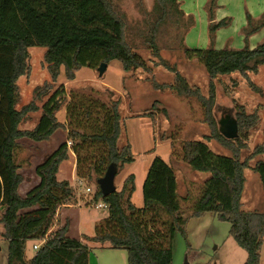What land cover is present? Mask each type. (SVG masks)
<instances>
[{
    "label": "trees",
    "instance_id": "16d2710c",
    "mask_svg": "<svg viewBox=\"0 0 264 264\" xmlns=\"http://www.w3.org/2000/svg\"><path fill=\"white\" fill-rule=\"evenodd\" d=\"M214 2L210 0L208 5L210 21ZM153 11L156 23L181 14L178 0H153ZM225 20L210 23V35L226 25ZM255 29L252 27L248 33ZM32 47L45 48L44 61L52 83L35 88V98L42 99L41 104L30 102L19 108L18 81L29 72ZM183 53L205 67L208 95L192 88L175 67L164 62L174 74L173 83L154 87L169 89L179 97L195 98L210 129L203 141L214 139L230 153L216 154L204 142L182 144V160L193 171L208 176L193 198L192 215L211 212L220 222L228 223L230 237L247 253L244 264H260L264 214L245 212L241 203L245 170L257 173L264 186V162L256 160L264 156V139L247 152L248 138L260 123L259 108L247 114L238 105L233 119L239 136L233 140L221 135L213 108L214 80L219 76L237 73L249 80L254 92L263 93L249 75L264 66V42L255 49L185 48ZM112 61L120 62L125 72H150L147 62L127 43L125 23L110 0H0V224L1 237L7 242V264H89L88 244L67 237V225L48 234L57 209L67 205L65 202L73 195L68 183L58 180L60 165L70 159L71 150L77 155V178L97 186L109 164H117L119 170L133 162L131 146L119 143L123 132L119 101H104L99 93L97 97L95 93L71 92L68 100L64 86L57 87L55 83L60 66L64 67L66 79L72 81L81 68L97 71L101 63L108 65ZM64 107L67 120L60 122L57 113ZM35 114V127L24 129ZM58 131L67 132V140L36 166L38 183L23 196L20 187L25 178L18 161L22 143L47 142ZM69 141L75 143L72 149ZM134 192V175H129L122 188L107 197L97 188L93 200L103 202L108 218L98 225L96 235H85L83 239L126 250L127 264H173V239L177 232L185 236L183 213L188 211L191 196L179 195L174 170L160 158H155L148 169L141 208L132 203ZM29 240L38 246L31 259L26 257Z\"/></svg>",
    "mask_w": 264,
    "mask_h": 264
},
{
    "label": "rangeland",
    "instance_id": "374dc122",
    "mask_svg": "<svg viewBox=\"0 0 264 264\" xmlns=\"http://www.w3.org/2000/svg\"><path fill=\"white\" fill-rule=\"evenodd\" d=\"M110 2L125 23L127 43L147 62L150 72H125L120 62L112 61L102 76L96 70L81 68L76 72L75 79L68 81L64 67L60 66L55 86L63 85L67 96L71 92L76 95L95 93L98 97L99 93L104 101H119L123 131L119 143L130 144L133 162L118 170L115 184L117 190H120L125 179L134 175L135 192L132 203L136 207L143 206V185L155 158L162 159L174 170L179 195L189 194L191 200L187 205L188 211L183 213L186 218L185 236L177 232L173 239V264H244L247 253L230 237L228 223L220 222L211 212L192 215L191 206L195 203L193 198L208 176L193 171L180 156L182 144L186 141L204 142L216 154L229 156L230 153L214 139L203 141L204 136L210 135V129L204 122V110L195 98L179 97L169 89H156L154 86L173 83L174 74L166 69V64L175 67L192 88H198L207 96L209 76L205 67L197 59L185 56L183 49H206L210 42L215 43L214 47H218L217 49H255L258 41L264 42V0H215L211 11L214 23L218 24L225 19L228 23L219 27L210 37V0H183L181 9L185 13L182 11L178 18L176 16L160 23H156L153 0ZM250 13L261 17H250L249 21L247 16ZM245 25L247 30L252 27L262 29L249 39L245 32L240 33ZM153 46L157 53H154ZM44 53L43 47L29 49V72L18 81L19 108L30 102L41 104L43 100L35 98V88L52 83ZM249 76L251 82L262 90V94L254 92L249 86V80L237 73L219 76L214 80L216 98L213 108V116L218 123L228 117L235 118L238 105L247 114H252L259 108L260 123L248 138L247 152H251L264 139V66L259 68L258 73ZM37 115H33L32 121L23 128L32 129V125L35 127ZM57 118L60 122H66L65 107L57 113ZM67 135V132L58 131L49 141L39 145L22 143L18 161L22 167L20 172L26 179L23 188L21 187L23 192L36 182V166L46 155L54 152L62 141L67 140ZM73 144L69 148L72 149ZM28 155L30 158H27ZM76 159L77 155L70 150L69 161L60 166L58 180L66 181L73 190V195L65 202V207L57 209L48 234L59 226L67 225V237L88 244L89 264H127L126 250L113 249L107 244L86 242L83 239L85 235L94 236L98 233V225L108 218V210L96 207L103 202L93 200L98 188L95 184L84 180L81 185L78 183ZM257 159L264 162V156ZM244 175L246 181L241 198L242 209L245 212L264 214V186L260 176L251 169L245 170ZM87 187L92 191L86 192ZM1 213L0 208V215ZM2 232L0 224V264H7V242L2 239ZM33 243L32 240L27 242L28 259L34 255ZM260 264H264V244Z\"/></svg>",
    "mask_w": 264,
    "mask_h": 264
},
{
    "label": "water",
    "instance_id": "95a60500",
    "mask_svg": "<svg viewBox=\"0 0 264 264\" xmlns=\"http://www.w3.org/2000/svg\"><path fill=\"white\" fill-rule=\"evenodd\" d=\"M107 68L106 63H101L97 68V72L99 76H102ZM220 133L221 135L228 139L233 140L236 139L238 134V125L235 119L226 118L219 122ZM118 173V166L115 163H111L106 168L104 175L97 180V186L100 189L103 197H107L117 191V187L115 184L116 175Z\"/></svg>",
    "mask_w": 264,
    "mask_h": 264
},
{
    "label": "crops",
    "instance_id": "0c3cea01",
    "mask_svg": "<svg viewBox=\"0 0 264 264\" xmlns=\"http://www.w3.org/2000/svg\"><path fill=\"white\" fill-rule=\"evenodd\" d=\"M181 2H183V0H178V5H179V9H180V11L182 12H184L185 13V11L183 10V9H181ZM251 14V13H250ZM250 17H253V18H255V19H257V18H259V17H261V15H255V14H251V15H249ZM212 22H214V21H210L209 20V24L210 23H212ZM262 28H256L252 33H248V32H250V30H247V27H246V25H245V27L242 29V31H240V33H246L248 36L246 37V38H251L256 32H259L260 30H261ZM242 33V34H243ZM210 34V33H209ZM216 34H218V33H216ZM210 36H212V35H209V37ZM264 38V37H263ZM211 39V38H210ZM213 40H214V37H213ZM258 45L259 44H261L260 43V41H258V43H257ZM215 46V43H213V42H210V46H209V48H206V49H217V48H215L214 47ZM240 48V47H239ZM239 48H237V49H231V50H241V49H239ZM245 48H247V47H245ZM219 49H221V48H219ZM244 49V48H243ZM37 121V120H36ZM34 125H36V122H35V124ZM30 128H34V126L32 125V126H30ZM27 130H31V129H27ZM44 143V142H43ZM25 144H29V145H32V143H28V142H25ZM39 144H41V143H39ZM39 144H36V145H39ZM27 158H30V155H28L27 156ZM69 161V160H68ZM61 166V165H60ZM75 167V166H74ZM60 169V168H59ZM59 174V173H58ZM57 177H58V175H57ZM24 181H26V179L24 180ZM24 183V182H23ZM23 183H22V185H23ZM38 183V178L36 177V182L26 191V192H23L22 190H21V187L23 188V186L21 185V187H20V193L24 196V195H26L36 184ZM178 189H179V186H178ZM65 207V206H64ZM60 227V226H59ZM34 244H35V242L33 243V246H34ZM0 249H1V247H0ZM27 259H28V257H27Z\"/></svg>",
    "mask_w": 264,
    "mask_h": 264
},
{
    "label": "built area",
    "instance_id": "2783aa9c",
    "mask_svg": "<svg viewBox=\"0 0 264 264\" xmlns=\"http://www.w3.org/2000/svg\"><path fill=\"white\" fill-rule=\"evenodd\" d=\"M69 145H71L70 142H68V146H69ZM78 183L81 185V184H82V180L78 179ZM91 191H92L91 188H89V187L86 188V192L89 193V192H91ZM96 207H97V208H106V206H105L103 203H98V204L96 205ZM33 249H34V250H37V249H38V246H37V245H34V246H33Z\"/></svg>",
    "mask_w": 264,
    "mask_h": 264
}]
</instances>
